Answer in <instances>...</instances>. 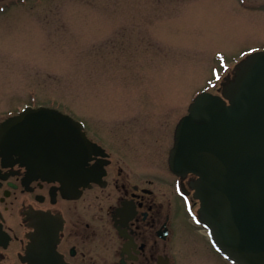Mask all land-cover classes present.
Wrapping results in <instances>:
<instances>
[{
    "label": "rangeland",
    "instance_id": "1",
    "mask_svg": "<svg viewBox=\"0 0 264 264\" xmlns=\"http://www.w3.org/2000/svg\"><path fill=\"white\" fill-rule=\"evenodd\" d=\"M263 49L264 0H30L0 15V79L21 93L13 108L78 121L143 113L155 104L139 96L155 94L160 112L180 101L185 113Z\"/></svg>",
    "mask_w": 264,
    "mask_h": 264
},
{
    "label": "flooded vegetation",
    "instance_id": "2",
    "mask_svg": "<svg viewBox=\"0 0 264 264\" xmlns=\"http://www.w3.org/2000/svg\"><path fill=\"white\" fill-rule=\"evenodd\" d=\"M26 1L0 0V15ZM20 94L0 79V124L25 107L13 108ZM139 97L155 105L80 121L92 145L87 186L42 180L18 154L0 151V264H38L27 251L41 217L55 233L51 264H231L200 219L195 177L177 175L169 165L176 126L194 97L182 114L180 101L160 112L164 96Z\"/></svg>",
    "mask_w": 264,
    "mask_h": 264
},
{
    "label": "water",
    "instance_id": "3",
    "mask_svg": "<svg viewBox=\"0 0 264 264\" xmlns=\"http://www.w3.org/2000/svg\"><path fill=\"white\" fill-rule=\"evenodd\" d=\"M91 149L80 122L54 109L25 107L0 124L1 152L18 154L30 174L63 186H87ZM169 165L195 177L198 213L216 248L232 264H264V50L235 65L220 95L194 97L176 126ZM54 234L41 217L30 262L51 264Z\"/></svg>",
    "mask_w": 264,
    "mask_h": 264
}]
</instances>
